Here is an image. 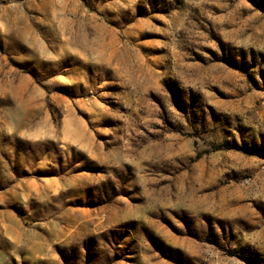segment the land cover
I'll return each mask as SVG.
<instances>
[{"label": "rangeland", "instance_id": "obj_1", "mask_svg": "<svg viewBox=\"0 0 264 264\" xmlns=\"http://www.w3.org/2000/svg\"><path fill=\"white\" fill-rule=\"evenodd\" d=\"M0 264H264V0H0Z\"/></svg>", "mask_w": 264, "mask_h": 264}]
</instances>
